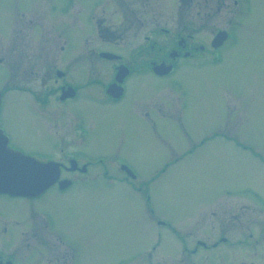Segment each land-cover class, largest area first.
<instances>
[{"label":"rangeland","instance_id":"1","mask_svg":"<svg viewBox=\"0 0 264 264\" xmlns=\"http://www.w3.org/2000/svg\"><path fill=\"white\" fill-rule=\"evenodd\" d=\"M114 1H118V6H109ZM146 1L142 8L145 0H72L71 3L69 0H0V17L5 12L8 16L6 20L0 18V27L19 11L26 15L44 13L49 26V38L43 40L44 45H37V29L33 34L35 23L28 27L32 39L18 48L7 39L11 36L10 29L6 36L2 33L0 58L12 59L20 53L25 59L28 52L59 57L62 40L57 35H63L67 42L65 52L48 62L55 61L69 80L81 83L78 100L65 113L53 96L49 98L46 113L41 103H32L22 93L11 90L6 94L2 116L7 130L19 145L34 151L52 152L60 141L79 138L84 141L86 160L94 162L98 156L106 160L103 166L91 165L92 176L66 194H49L37 202L2 198V218L5 222L17 219L24 222L31 213L36 221L45 212L50 213L51 234L61 237L75 250L70 264H121L122 259L127 264H205L201 262L203 252L199 257H191L192 263L187 262L179 251L183 242L178 241L187 236L190 249L199 240L210 245L220 235L230 237L234 247L212 249L221 252L209 253L211 261L252 264L257 248H241L236 240L250 243L246 235L253 230L250 221L254 201L250 197H236L247 185L264 196V0H249V10L236 15L232 14L235 8L228 4L222 12H208L205 0ZM78 9L81 12L75 17ZM110 10L106 24L123 30L118 43L124 47V55H131L139 44H144L140 60L147 61V67L157 65L156 58L150 61L144 41L146 36H151L155 23L184 30L183 35L192 34L197 41L209 45L210 38L225 29L227 21L232 19L237 42L222 50L224 61L213 67H196L191 60L182 59L174 75L182 95L150 72H140L129 79L128 93L119 105H103L102 85L107 80L105 71L100 69L105 64L98 63L94 70L83 63L86 64L88 52L98 47L87 42L88 32L95 31L88 26L89 13L93 11L96 16ZM155 34L152 39L167 42L164 34ZM203 56L197 53L194 60ZM34 60L31 59L34 75L28 76L27 84L34 83L35 75L41 72L38 59ZM87 68L92 71L91 77H86ZM7 73L9 70L0 65V88L11 83L7 80L10 74L5 76ZM96 78L99 83L94 81ZM157 98L161 99L157 106L161 107V115H168L165 118L153 109ZM145 109H151L149 116L157 118V131L141 114ZM78 119L87 135L79 136L74 131ZM51 126L68 127L70 134L66 135L62 128L55 131ZM190 150L193 153L189 154ZM111 159L125 160L139 174L138 183L149 186L146 195L152 196L149 204L154 210L152 216L147 215L148 204L143 194L120 181L110 169ZM105 167L109 168L108 177ZM229 193L232 196L228 197ZM235 206L242 229L233 217ZM223 211L226 227L218 223ZM156 220L169 223L181 239L174 240L167 228L156 225ZM37 226L39 223L33 224L34 231ZM7 245L12 246L13 242ZM41 249L39 257L33 255L22 264H46L40 261L48 258L45 249ZM179 255L175 262L173 258Z\"/></svg>","mask_w":264,"mask_h":264},{"label":"flooded vegetation","instance_id":"2","mask_svg":"<svg viewBox=\"0 0 264 264\" xmlns=\"http://www.w3.org/2000/svg\"><path fill=\"white\" fill-rule=\"evenodd\" d=\"M71 1L72 0H69V3H71ZM192 1L193 0H189L190 3H192ZM205 2V8L208 12H222L227 4L235 8L232 11L233 15L246 13L249 10V0H205ZM146 3V0L145 2L141 3L142 8L145 7ZM229 3H232V5ZM109 6H118V1L110 2ZM52 8L54 9L53 6ZM80 12L81 10L78 9V11L74 13V16L77 17ZM110 13L111 10L108 13L104 14L103 12L101 15L97 14L96 16L93 15V11L89 13L90 19L87 20L88 26L90 29L94 28L95 31L93 32L91 30L88 32L87 42L98 44V47H95L88 52L89 54L86 56V64L83 63L84 65L89 64L88 68L94 67V70L97 69L96 67L98 63L105 64V67L100 69L101 71H105L107 80L106 83L102 85L103 96L101 97V103L103 105L115 107L124 100L128 93L127 83L134 73L150 72L158 80H163L165 84L171 82L169 86H172V84L176 83L174 75L177 65L181 64L182 59L194 60L195 54L200 53L204 55L203 57H200L202 60L208 59V61H211L213 54L220 51L225 45L224 43L222 47L214 50L211 47V41L213 37L210 38V41H208L209 45H207V42L197 41L192 34L183 35L184 30H176L168 27L167 25L161 26L158 23H155L154 29L150 30L151 36H146L144 38V41H146L145 43L148 45L147 54L151 55V62L154 58H156L155 61H157V64L164 63L165 65H172L173 68V71H171L168 75L160 76L155 73V69H153L154 64H152V67H147V61L140 60L144 55V44H139L131 55H124V47H119L120 44L118 43V39H120L124 32L121 28H117L115 30L113 26H108L106 24L107 16ZM5 14L6 12L2 14L0 18L6 20L8 16ZM44 17V13H39L38 15L37 13L33 14L31 12V14L26 15L24 11H19L16 13L13 19H10L9 22H3L2 26L0 27V36L2 37V33L5 35L6 31H11V36L7 39L11 41L12 46L18 48V45L27 44L28 40L32 39V32L28 31V27L35 23L36 26L35 28L33 27V34L34 29H37L36 33L38 36L36 37V40L39 41L37 45L39 43L44 45L43 42L47 41L49 38L47 32L49 30V26L45 23ZM229 23H231V21H229ZM40 32L43 33L42 37L40 36ZM156 32L164 34L165 38H167V42L162 43L157 39H152V37L156 36ZM57 36L60 40H62V45L60 46V57L67 48V42L64 39L65 36ZM167 36H170V38L168 39ZM32 49L33 48H31V51ZM103 52L113 53L117 57H104L102 55ZM220 56H222L221 53ZM9 57H5L4 59L0 58V65L4 66L6 70H9V73H7L5 76H8L9 74L11 76V78L9 77L7 79L11 83L5 84L0 88V127L4 135L7 137V146L14 151H20L23 154L34 157L42 162L52 161L58 163L59 175L58 180L53 185L36 197H13L0 193V203L2 202V198L10 200L21 199L22 201L37 202L41 201L49 194H66L74 187L79 185L80 181L92 176L89 172L91 165L99 164L103 166L106 163V160L102 156L96 157V161L94 162L86 160L85 155L87 153L82 147V143L84 141L80 140L79 138H68L62 140V142L60 141V144H55V151L52 152L34 151L19 145L15 138L7 130V127L3 122L2 116L4 113V100L7 93H9L11 90H16L18 93L25 95L30 100V102L34 103L37 101L38 103H41V106L44 107L45 112L48 113L49 98L53 96L58 105L62 107V109L60 108L61 112L63 111L65 113L67 112L66 108H69L71 103H74V101L78 100L81 92V83L78 84L75 83V81L69 80L67 73L55 61H52L51 63L50 61L48 62L50 59L59 57L51 58L47 55H44L43 53L36 55L33 52L31 54L28 52L25 59L24 55H21L20 53H16L12 59ZM34 58L38 59L37 61L40 64L41 72L37 73L39 76L35 75L37 79H35L34 83L27 84L26 82H29V80H27L28 76L32 74L34 75V65L33 62H31V59L35 61ZM88 68L86 69V77H91L92 71L88 70ZM52 77H54L53 80H51ZM94 81L99 83L98 78L94 79ZM160 102L161 99L157 98V105L156 107L153 106V109L154 111H157L161 118H165L168 115H161V107H157ZM149 111H151V109H145L141 111V114L154 128V130L157 131V118L149 116ZM74 123L76 124L74 126V131L79 136L88 134L84 125L79 119ZM46 124L49 126L48 123ZM57 126H51V129H54L55 131H61L62 128L67 131L66 135L70 134V129L68 127L57 128ZM108 166L110 169L112 167L111 170L115 171V174L120 181L129 187L136 189L137 193L143 194L144 201L145 199L150 201L151 196L149 194L146 195V192L150 190L149 186H144L138 183L140 180L139 174L133 168H131L125 160L111 159L109 160ZM125 166L129 167L133 171V174L127 173L124 168ZM103 170L108 177L109 168L105 167ZM62 180H68L70 183L65 188H62L60 185V181ZM109 182H113V178H109ZM230 196H232L231 193H229L228 197ZM239 196L246 198L250 197L254 201L252 203L255 207L253 210V218L250 221V225L253 227V230H250L248 235H246V238L248 241H250V243L238 238L239 240H236L237 246H241V248H257V252L253 254L252 264H264V239H262V237H264V196L259 191L252 189L248 185L239 190V194L236 198L239 199ZM233 198L235 200V197ZM146 210L148 211V216H152L154 214V210L150 209L149 204ZM225 212L224 214L222 213L223 215L218 221L220 225L222 222L224 227H226ZM45 213L46 214L43 216L41 215V218L38 217L36 221L33 218V215L30 213L26 216V220L24 222L20 220L18 221V219L15 221L13 220L10 222H5L0 212V264H18V262H20V264L26 263V261L31 259L33 255L39 257L42 253V247L45 249L48 258L45 260L40 258V261H43L46 264H70V260L75 254V250L72 246L65 243L61 237L51 234L50 229L53 228V221L51 214L48 212ZM237 213L238 208L236 207V214L234 213L233 217L236 220V224L240 229H242L243 226L241 225V219L238 217ZM156 221V225L165 229L167 228L170 231L169 235H171L174 240L176 239L178 241V239H181L179 238L180 236L177 234L176 229L171 227V225H169L167 222L158 220ZM35 223H39V226H37L39 231L38 229L34 231L33 224L35 225ZM3 227L5 228L3 229ZM230 239L231 238L227 235H220L217 241L211 243L210 245H208V243L205 241L199 240L197 241L196 246H193L189 249L187 247L188 240L186 236V239L178 241L183 242L180 244L182 247V251L179 249L180 255L184 258H187V262L189 261L192 263L190 258L193 256L199 257L201 255L200 252H203V258L201 259L203 261L201 262L205 264H216L214 261L210 260L208 254L214 252L218 254L221 252V250L219 252L211 250L218 249L221 246H223L222 248H228L230 246L234 247V243L232 242L233 240ZM9 242H13V245H7ZM161 242V239H159L157 244L160 246ZM246 245L250 246L246 247ZM15 246H17L16 249L13 248ZM155 247L156 246L153 247V252L156 249ZM180 255L176 258H173V260L177 262ZM142 256H145L144 252L142 253ZM122 263L127 264V261L122 259Z\"/></svg>","mask_w":264,"mask_h":264},{"label":"water","instance_id":"3","mask_svg":"<svg viewBox=\"0 0 264 264\" xmlns=\"http://www.w3.org/2000/svg\"><path fill=\"white\" fill-rule=\"evenodd\" d=\"M224 33H219L214 41L220 43ZM107 55V54H106ZM163 65L155 67L161 72ZM59 169L55 163H41L33 158L13 152L6 148L0 132V191L14 196H35L58 177Z\"/></svg>","mask_w":264,"mask_h":264},{"label":"bare ground","instance_id":"4","mask_svg":"<svg viewBox=\"0 0 264 264\" xmlns=\"http://www.w3.org/2000/svg\"><path fill=\"white\" fill-rule=\"evenodd\" d=\"M179 67H180V66H179ZM179 67H178V69H179ZM178 69H177V70H178ZM177 70H176V72H177ZM176 72H175V74H176Z\"/></svg>","mask_w":264,"mask_h":264}]
</instances>
